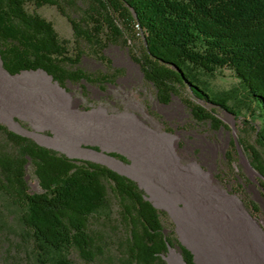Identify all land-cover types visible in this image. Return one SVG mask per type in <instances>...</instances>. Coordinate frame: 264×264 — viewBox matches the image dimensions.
I'll list each match as a JSON object with an SVG mask.
<instances>
[{
    "label": "trees",
    "instance_id": "1",
    "mask_svg": "<svg viewBox=\"0 0 264 264\" xmlns=\"http://www.w3.org/2000/svg\"><path fill=\"white\" fill-rule=\"evenodd\" d=\"M29 1L57 6L76 38L97 46L100 36L107 46L117 40L130 45L142 35L143 50L135 60L160 102L178 96L196 118L216 128L222 121L215 112L189 100L186 92L232 114L245 109L258 117L255 143L241 136L238 142L264 186V0H93L81 22L61 0ZM26 3L0 0V58L7 72L42 70L61 86L107 82L104 74L93 77L78 67L85 52L72 54L70 41L60 38L54 23L30 12ZM84 23L93 28L86 30ZM225 68L239 79V88L216 92L209 78ZM232 143L237 150L236 140ZM109 154L126 161L120 153ZM28 164L41 192L29 190ZM0 196L18 212L23 239L40 264H168L170 247L179 249L185 264H197L169 213L135 179L105 164L70 157L2 122ZM246 203L260 211L255 202ZM74 253L82 262L72 259Z\"/></svg>",
    "mask_w": 264,
    "mask_h": 264
},
{
    "label": "rangeland",
    "instance_id": "2",
    "mask_svg": "<svg viewBox=\"0 0 264 264\" xmlns=\"http://www.w3.org/2000/svg\"><path fill=\"white\" fill-rule=\"evenodd\" d=\"M92 2L61 0L80 22ZM26 7L54 23L60 38L70 41L72 54L85 52L78 67L93 77L104 74L107 82L61 86L42 70L11 75L0 58V121L45 146L135 179L148 198L169 213L197 264H264L263 178L250 166L244 147L239 143L236 150L232 143L239 136L255 143L260 119L245 109L239 116L232 114L191 91L185 96L214 111L222 121L219 128L196 118L178 96L162 103L135 60L143 50L142 35L130 45L117 40L107 46L100 36L97 46L77 39L71 21L57 6L37 7L27 0ZM209 81L216 92L240 85L229 68ZM110 152L124 155L126 161ZM26 178L30 192L42 191L30 164ZM248 200L260 211H253ZM22 233L18 212L0 196L1 264H40ZM71 257L82 262L78 254ZM165 259L185 264L177 248L170 247Z\"/></svg>",
    "mask_w": 264,
    "mask_h": 264
},
{
    "label": "crops",
    "instance_id": "3",
    "mask_svg": "<svg viewBox=\"0 0 264 264\" xmlns=\"http://www.w3.org/2000/svg\"><path fill=\"white\" fill-rule=\"evenodd\" d=\"M1 122V121H0ZM2 123H4V122H2ZM5 124V123H4ZM94 148H95V146H94ZM95 149H97V148H95ZM58 151H60V150H58ZM61 152V151H60ZM64 153V152H63ZM69 156V155H68ZM70 157H74V156H70ZM177 230V229H176ZM178 234V233H177ZM179 237V236H178ZM180 238V237H179ZM181 240V239H180ZM182 241V240H181ZM182 243L184 244V245H186L183 241H182ZM188 248H190L188 245H186ZM191 249V248H190ZM192 250V249H191ZM193 251V250H192Z\"/></svg>",
    "mask_w": 264,
    "mask_h": 264
},
{
    "label": "water",
    "instance_id": "4",
    "mask_svg": "<svg viewBox=\"0 0 264 264\" xmlns=\"http://www.w3.org/2000/svg\"><path fill=\"white\" fill-rule=\"evenodd\" d=\"M236 143L239 144L238 140L236 139ZM252 168H254L252 165H250Z\"/></svg>",
    "mask_w": 264,
    "mask_h": 264
}]
</instances>
